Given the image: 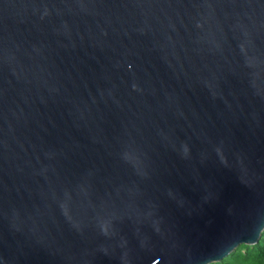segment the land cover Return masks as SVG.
Wrapping results in <instances>:
<instances>
[{
    "label": "water",
    "instance_id": "1",
    "mask_svg": "<svg viewBox=\"0 0 264 264\" xmlns=\"http://www.w3.org/2000/svg\"><path fill=\"white\" fill-rule=\"evenodd\" d=\"M264 231V0H0V264H209Z\"/></svg>",
    "mask_w": 264,
    "mask_h": 264
},
{
    "label": "trees",
    "instance_id": "2",
    "mask_svg": "<svg viewBox=\"0 0 264 264\" xmlns=\"http://www.w3.org/2000/svg\"><path fill=\"white\" fill-rule=\"evenodd\" d=\"M209 264H264V231L255 244H240L220 261Z\"/></svg>",
    "mask_w": 264,
    "mask_h": 264
}]
</instances>
